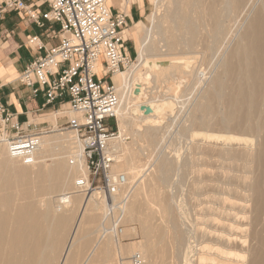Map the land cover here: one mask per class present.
<instances>
[{"label":"bare ground","instance_id":"1","mask_svg":"<svg viewBox=\"0 0 264 264\" xmlns=\"http://www.w3.org/2000/svg\"><path fill=\"white\" fill-rule=\"evenodd\" d=\"M149 1L151 26L138 21L137 31H124L136 40V58L113 76L119 136L109 143L110 170L123 174L125 184L110 198L81 191L76 181H87V166L72 130L41 136L30 165L0 142V264H122L132 251L144 264H158L160 236L172 239L173 264H260L264 0ZM111 3L128 12L129 0ZM180 91L190 96L170 132L161 118ZM141 106L161 117L141 115ZM176 139L185 151L169 156ZM143 150L149 158L141 163ZM210 151L227 164L214 171ZM187 174H193L189 199ZM129 235L122 243L120 236ZM95 244L98 254L84 256Z\"/></svg>","mask_w":264,"mask_h":264},{"label":"built area","instance_id":"2","mask_svg":"<svg viewBox=\"0 0 264 264\" xmlns=\"http://www.w3.org/2000/svg\"><path fill=\"white\" fill-rule=\"evenodd\" d=\"M43 4L47 8L39 10ZM8 11L24 13L44 30L45 37L58 41L46 46L38 34L30 35L28 46L43 53L25 66L18 79L33 97L43 96L42 107L67 98L74 116L66 118L65 128L79 140L88 169L87 181L78 179L76 185L85 194L97 190L105 198L116 195L126 180L123 174L110 170L114 160L109 143L119 136L115 116L119 97L113 76L132 60L124 32L130 22L128 15L121 7L112 8L108 0H0V19ZM36 129L37 124L29 120H13L0 102V142L26 165L34 162L41 136L54 131L47 123ZM69 196H60L59 203ZM144 262L143 256L134 252L122 264Z\"/></svg>","mask_w":264,"mask_h":264},{"label":"crops","instance_id":"3","mask_svg":"<svg viewBox=\"0 0 264 264\" xmlns=\"http://www.w3.org/2000/svg\"><path fill=\"white\" fill-rule=\"evenodd\" d=\"M109 5L112 8L116 7L112 3ZM42 6L38 9L44 10L41 9ZM128 12L132 23L140 21L147 12L145 0H136L132 6L129 4ZM51 25L46 23L47 27L58 28V26L52 27ZM32 34H38L46 46L58 42L57 39L45 37L44 30L28 20L22 12L8 11L0 19V102L13 115V120L19 123L41 116L45 114V111L51 110L56 104H61L66 100V97H63L51 105L42 107L43 96L38 94L33 97L29 88L19 82L20 72L43 53V50L28 46L27 39Z\"/></svg>","mask_w":264,"mask_h":264},{"label":"rangeland","instance_id":"4","mask_svg":"<svg viewBox=\"0 0 264 264\" xmlns=\"http://www.w3.org/2000/svg\"><path fill=\"white\" fill-rule=\"evenodd\" d=\"M130 1V6H132L133 4H134V2L136 1V0H129ZM165 0H163V2H164ZM145 4H146V7H147V12H146V14H145V16L144 17H142L141 19H140V21H143V23H144V25L145 26H148V28L151 26V24L149 23V20H148V18H147V16L151 13V11L153 10V5L151 4V2L149 1V0H145ZM161 5V3L159 4V6ZM41 9H46V4H43V6H42V8ZM122 10L128 15L129 14V12H127V8H126V6H123V8H122ZM130 20V19H129ZM52 27H55V26H58L57 24H52L51 25ZM128 29H130L129 31H131V32H135V31H137L139 28H138V26H136L135 25V22L134 23H132L131 21L128 23ZM128 38V45H127V51H128V53H129V55L132 57V60H131V63L135 60V58H136V55H137V45H136V40L134 39V38H131V37H127ZM130 63V64H131ZM129 67V66H128ZM143 88H145V90H150V88H148V85L147 84H145L144 86H143ZM163 90V87H156V88H154L153 89V91H162ZM188 92V91H187ZM187 92L186 93H183V92H181L180 91V93H179V96L177 95V96H175L173 99H172V104H171V107H170V109H171V111H170V113H171V116H169L170 115V113H169V115H164L162 118H161V121H162V123H166L167 125H166V127H165V129L164 130H169L170 132L171 131H173V127H175L176 126V124L178 123V117L176 116L177 114H178V108L181 106V101L183 100V99H186L187 98V96L189 95L190 96V94H187ZM182 93V97H180V94ZM189 93V92H188ZM183 94H184V96L185 95H187V96H183ZM188 96V97H189ZM66 100H67V98H66ZM66 100H64V102H61V104H56L55 106H54V108H52L51 110H47V111H45L44 113L45 114H43V115H41V116H37V117H33L34 119H31V120H29L30 122H32V123H36L37 124V128L38 129H40V128H42V127H44L45 126V124L47 123L48 125H50V126H52L53 128H54V131H51V132H48L47 134L49 135V134H54V133H57V132H64V131H68L69 129H67V128H65V122H66V118H67V113H66V111H69V108H68V104L66 103ZM138 101V100H137ZM137 101H135V103L137 102ZM136 108V107H135ZM154 110V109H153ZM150 111L149 113H147V114H149V115H152V113H156V114H158L156 111ZM57 111H59V112H61V111H64L65 113L63 114V113H61V114H57V116H56V122H52L51 120H49V117H51L55 112H57ZM142 111H138V107L135 109V111L133 110V116H135V117H140L139 115H140V113H141ZM46 113H49V114H47L46 115ZM177 113V114H176ZM144 114V111L142 112V114L141 115H143ZM166 114H168V113H166ZM158 116H160L161 117V115L160 114H158ZM172 117V118H171ZM139 119V118H138ZM46 122V123H45ZM109 123L110 124H114V122H113V120L112 119H110L109 120ZM116 124H117V119H116ZM117 127H118V124H117ZM29 129H32V128H29ZM38 129H36V130H38ZM118 130H119V128H118ZM30 131H33V130H30ZM30 131H28V132H30ZM35 131V130H34ZM43 135H45V134H43ZM42 135V136H43ZM127 141H129V139L127 140ZM183 143L184 142H182L180 139L178 140V139H176L175 141H174V143H173V145L172 146H170V149L169 150H166V151H168L167 153L169 154H172V151L174 152L173 154H175V150L174 149H178V152L179 153H183L185 150H183V149H185V145L183 146ZM185 144V143H184ZM159 146H156L155 147V149H157ZM148 151V150H147ZM170 151V152H169ZM181 151V152H180ZM143 153H141V156H140V162L141 163H143V162H145L146 161V159L148 160V155L146 156V154H148L149 153V151L148 152H146V150L144 151H142ZM170 154H169V156H170ZM144 156H146V158L144 157ZM173 156V155H172ZM210 156H211V159L209 160V164L210 165H212L213 166V170L214 171H216V170H218V169H220V165L221 164H227V162L228 161H223L222 160V157L217 153V152H214V153H212L211 151H210ZM87 176H88V169H87ZM187 176V179H186V181H187V183H186V185L188 184V186H186V187H183V189L185 190L184 191V193H185V196H186V198L188 197L187 196V189L190 187V185H191V180H192V177H193V174L191 175V174H187L186 175ZM192 176V177H191ZM262 177L264 178V160H263V163H262ZM188 187V188H187ZM209 187V188H208ZM208 188V189H207ZM207 188L205 189L204 188V190H209L210 191V186H207ZM163 190H165V189H163ZM203 191V190H202ZM201 191V192H202ZM178 193L176 194L177 195V197H179V199L181 198V197H183L184 196V193H183V191L182 192H180V191H177ZM179 192H180V194H182V196L181 195H179ZM202 196H205V195H202ZM235 196V195H234ZM187 199H189V198H187ZM189 201V203L191 202L190 200H188ZM158 224H159V222L158 221H156ZM129 223H134V222H129ZM128 223V224H129ZM125 225H127L126 223L124 224V223H120V224H118L117 226L119 227V228H124V226ZM134 226H137L136 224H133ZM162 225V224H161ZM91 228H92V225H91ZM247 228H248V226H247ZM255 230L257 231V232H259V233H262V234H264V229H262V226L261 225H257V226H255ZM120 238H121V241H122V243H127V242H129V241H131L132 239H133V236H131V235H129V236H120ZM159 238V242H160V246H161V248H160V251L157 253V258H156V262L158 263V264H173V255H175V251H173V248L171 247V242H172V239H171V237H169V236H160V237H158ZM156 238L153 240V244L154 243H156ZM249 243H251V245H252V247L253 246H255V244H256V242H255V240H250L249 241ZM248 243V244H249ZM251 245H250V247H251ZM96 247H97V244H95V246H94V249H89V250H87V251H85L84 253H83V255L84 256H86V257H91V256H93V255H95V254H98V252L97 251H95L96 250ZM97 252V253H96ZM133 252H135V251H132L131 253H133ZM131 253H129V254H127L126 256H128V255H130ZM179 261V260H178ZM177 261V262H178ZM260 264H264V256L262 257V258H260Z\"/></svg>","mask_w":264,"mask_h":264},{"label":"water","instance_id":"5","mask_svg":"<svg viewBox=\"0 0 264 264\" xmlns=\"http://www.w3.org/2000/svg\"><path fill=\"white\" fill-rule=\"evenodd\" d=\"M141 109L144 110V113H146V114L150 112V108L149 107L141 106Z\"/></svg>","mask_w":264,"mask_h":264}]
</instances>
